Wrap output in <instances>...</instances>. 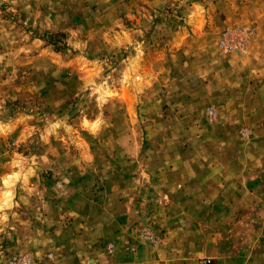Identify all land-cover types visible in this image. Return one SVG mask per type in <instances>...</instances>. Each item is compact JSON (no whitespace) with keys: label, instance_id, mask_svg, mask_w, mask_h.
Here are the masks:
<instances>
[{"label":"rangeland","instance_id":"rangeland-1","mask_svg":"<svg viewBox=\"0 0 264 264\" xmlns=\"http://www.w3.org/2000/svg\"><path fill=\"white\" fill-rule=\"evenodd\" d=\"M222 203L264 233V0H0V264H232Z\"/></svg>","mask_w":264,"mask_h":264},{"label":"crops","instance_id":"crops-1","mask_svg":"<svg viewBox=\"0 0 264 264\" xmlns=\"http://www.w3.org/2000/svg\"><path fill=\"white\" fill-rule=\"evenodd\" d=\"M206 207H210L214 203H205ZM215 203L213 206L217 207ZM223 209H227L222 213V215L217 216L215 213L210 214L211 217H207V223H213L217 218L220 222L224 221L223 226L225 230H230V233H225L222 231V234H217L213 230L207 229L206 234V243L209 246L212 245V248L208 251V254L217 257H231L232 264H264V233L261 235V232L258 234L253 233L250 237L249 234L245 235L244 227L246 223V217L249 216L245 214V206L251 212V215L254 219V224L256 220L258 221V215L262 214V211L258 209L255 210L257 203H222ZM201 207V205H198ZM260 222V221H259ZM232 227L235 229L238 227L240 233L232 232ZM242 230V231H241ZM234 233V234H233ZM218 235H220L218 237ZM220 239V240H219ZM249 241V242H247ZM215 245V247H214ZM232 249L231 247H234ZM220 254V255H218ZM210 260V259H209Z\"/></svg>","mask_w":264,"mask_h":264},{"label":"built area","instance_id":"built-area-1","mask_svg":"<svg viewBox=\"0 0 264 264\" xmlns=\"http://www.w3.org/2000/svg\"><path fill=\"white\" fill-rule=\"evenodd\" d=\"M255 29L251 25L227 26L221 30L217 39L220 53L245 54L250 50L255 38ZM12 264H31L29 256L14 259Z\"/></svg>","mask_w":264,"mask_h":264},{"label":"trees","instance_id":"trees-1","mask_svg":"<svg viewBox=\"0 0 264 264\" xmlns=\"http://www.w3.org/2000/svg\"><path fill=\"white\" fill-rule=\"evenodd\" d=\"M52 37H53V34H51L49 37H48V40H51L52 41ZM54 44V43H53ZM56 46V45H55ZM56 49H58V46L56 47Z\"/></svg>","mask_w":264,"mask_h":264}]
</instances>
